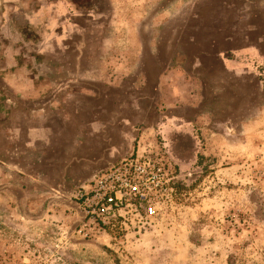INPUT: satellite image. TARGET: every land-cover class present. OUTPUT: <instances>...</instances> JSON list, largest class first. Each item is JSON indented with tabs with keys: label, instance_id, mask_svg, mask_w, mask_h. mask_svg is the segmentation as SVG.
Segmentation results:
<instances>
[{
	"label": "rangeland",
	"instance_id": "obj_1",
	"mask_svg": "<svg viewBox=\"0 0 264 264\" xmlns=\"http://www.w3.org/2000/svg\"><path fill=\"white\" fill-rule=\"evenodd\" d=\"M66 1L0 0V96L90 90L79 110L125 119L133 155L173 167L174 195L84 238L78 169L0 153V264H264V0Z\"/></svg>",
	"mask_w": 264,
	"mask_h": 264
},
{
	"label": "crops",
	"instance_id": "obj_2",
	"mask_svg": "<svg viewBox=\"0 0 264 264\" xmlns=\"http://www.w3.org/2000/svg\"><path fill=\"white\" fill-rule=\"evenodd\" d=\"M70 5L72 9L75 8ZM75 26L79 28L78 24L71 22L66 29L74 31ZM69 43L70 39H60L56 45L58 49L60 46L66 49ZM65 73L57 71L58 79L61 74L66 77ZM73 73L69 72L68 75L74 76ZM46 82L40 87L9 86L7 92L10 97L6 100L2 99L1 91L0 153H42L44 159L49 156L65 159L60 163L78 169L80 174L74 178V182L81 186L113 164L130 157L135 148L141 146L142 141L129 137L125 119H119L116 124L112 117L108 118V111L96 115L91 110H79L84 103L89 104L90 97H82V93H91L90 90L80 91L66 85L67 81L58 80L54 85ZM161 86L160 76L156 90L159 91ZM148 104L145 102V107H140L141 113ZM4 164L12 167L9 163Z\"/></svg>",
	"mask_w": 264,
	"mask_h": 264
},
{
	"label": "built area",
	"instance_id": "obj_3",
	"mask_svg": "<svg viewBox=\"0 0 264 264\" xmlns=\"http://www.w3.org/2000/svg\"><path fill=\"white\" fill-rule=\"evenodd\" d=\"M176 178L164 158L133 155L78 186L75 203L83 214L79 234H101L118 221L150 222L172 200Z\"/></svg>",
	"mask_w": 264,
	"mask_h": 264
}]
</instances>
